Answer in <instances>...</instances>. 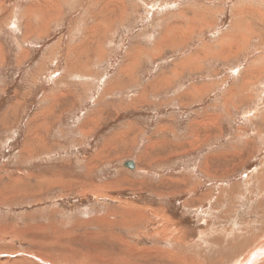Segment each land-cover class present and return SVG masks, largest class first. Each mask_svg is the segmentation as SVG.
Returning <instances> with one entry per match:
<instances>
[{"label":"rangeland","instance_id":"obj_1","mask_svg":"<svg viewBox=\"0 0 264 264\" xmlns=\"http://www.w3.org/2000/svg\"><path fill=\"white\" fill-rule=\"evenodd\" d=\"M262 235L264 0H0V264H248Z\"/></svg>","mask_w":264,"mask_h":264},{"label":"bare ground","instance_id":"obj_2","mask_svg":"<svg viewBox=\"0 0 264 264\" xmlns=\"http://www.w3.org/2000/svg\"><path fill=\"white\" fill-rule=\"evenodd\" d=\"M256 35V34H255ZM240 89V88H239ZM193 145V144H192ZM194 147V146H193ZM135 169V168H134ZM261 237H263L262 239H264V236L262 235ZM258 238H259V236H258ZM240 240V239H239ZM256 240H257V238H256ZM259 240V239H258ZM257 240V241H258ZM234 241H236V239H234ZM253 241H254V239H253ZM257 241H256V243H257ZM238 242H240V244H241V241H238ZM255 242V241H254ZM259 242V241H258ZM243 244V243H242ZM245 246H246V243L244 244ZM234 246V245H233ZM239 246V245H238ZM247 246H248V244H247ZM251 246H254L253 244L251 245ZM261 246V245H260ZM255 247H258V246H255ZM249 248V247H248ZM251 249L252 250H250V248H249V250L250 251H248L249 253L248 254H252L253 252H255L256 250V252L254 253V256H253V258H252V260H248L249 261V263L248 264H264V260H261L262 258H260L259 256H261V254H263L264 255V249L263 248H257V249H253L252 247H251ZM259 249V250H258ZM230 250V249H229ZM231 250H232V247H231ZM161 251V250H160ZM207 251V250H206ZM163 252V251H162ZM156 253V252H155ZM171 253V252H170ZM170 253H168V254H170ZM176 254H178V253H176ZM194 254V253H193ZM212 254V253H211ZM221 254V253H220ZM231 254V253H230ZM240 254V253H239ZM160 255V254H159ZM226 255V254H225ZM242 255V254H241ZM240 255V256H241ZM249 255V256H250ZM239 256V257H240ZM223 257V256H222ZM251 257V256H250ZM170 259V258H169ZM222 259V258H221ZM231 259V258H230ZM264 259V258H263ZM170 261H172L174 264H176V263H180L181 261L175 256V255H171V259H170ZM243 261V260H242ZM240 262V261H239ZM244 262V261H243Z\"/></svg>","mask_w":264,"mask_h":264},{"label":"water","instance_id":"obj_3","mask_svg":"<svg viewBox=\"0 0 264 264\" xmlns=\"http://www.w3.org/2000/svg\"><path fill=\"white\" fill-rule=\"evenodd\" d=\"M123 167L127 168L129 170H134L135 164H134L133 161H126V162L123 163Z\"/></svg>","mask_w":264,"mask_h":264}]
</instances>
